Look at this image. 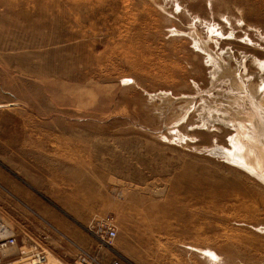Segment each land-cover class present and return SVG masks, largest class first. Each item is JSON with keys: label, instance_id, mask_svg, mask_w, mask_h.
Segmentation results:
<instances>
[{"label": "rangeland", "instance_id": "374dc122", "mask_svg": "<svg viewBox=\"0 0 264 264\" xmlns=\"http://www.w3.org/2000/svg\"><path fill=\"white\" fill-rule=\"evenodd\" d=\"M193 36L246 85L264 78V0H0V219L17 254L264 264L263 172L216 152L233 151V85Z\"/></svg>", "mask_w": 264, "mask_h": 264}, {"label": "bare ground", "instance_id": "6f19581e", "mask_svg": "<svg viewBox=\"0 0 264 264\" xmlns=\"http://www.w3.org/2000/svg\"><path fill=\"white\" fill-rule=\"evenodd\" d=\"M194 40L196 42V46L200 48L202 52L206 53V56L209 59L208 61L214 68L211 74H213V76L215 77L227 76L229 80H231V83L233 85V92L230 91L232 93L231 96L228 97L229 99H231V101L230 104L227 103L229 109L231 108L232 110L233 108L234 112L231 117V121L227 122L233 125L235 131V134L229 138V143L232 145L233 151H230L229 149L223 147V150L216 149V152L226 155V158L229 157L234 162H240V164L244 165L250 170H253V168H260L261 172H263V174H260V178L264 182V78L262 77L260 79L262 75L258 74V76L256 77V81L253 80L251 83H248V85H246L244 82L245 74L240 68V66L242 65L241 62L237 63L238 65L236 68L232 67L230 65V59L225 62L220 54H216V52L214 53L211 51L210 45L206 44L208 42L207 40V42H204L199 40L198 38L196 39L195 37ZM213 42L215 43V41ZM218 49H221V47H219ZM253 61L256 62V65H259L261 71L264 70V61L259 59L257 60L255 58L253 59ZM241 105L245 106L244 111L240 109ZM209 109L211 110V108ZM210 110L209 112L210 114H212L213 112L211 113ZM222 115L223 113L221 115L218 114L215 117L222 119ZM228 118L230 117L227 116L224 121H228ZM235 118H237L238 120H236ZM6 226L7 231L5 232H11L7 223ZM199 251L209 256L211 259L209 257L208 258L214 262L219 259V255L210 248H204Z\"/></svg>", "mask_w": 264, "mask_h": 264}, {"label": "built area", "instance_id": "2783aa9c", "mask_svg": "<svg viewBox=\"0 0 264 264\" xmlns=\"http://www.w3.org/2000/svg\"><path fill=\"white\" fill-rule=\"evenodd\" d=\"M10 228V227H9ZM93 232L100 239H113L116 231L108 219L95 222L92 226ZM11 232L6 233V222L0 219V264H52L47 250L38 245H30L27 252L17 254L15 248L18 246L17 236L10 228ZM81 263H85L84 255H79ZM110 264H122L118 258H114Z\"/></svg>", "mask_w": 264, "mask_h": 264}, {"label": "crops", "instance_id": "0c3cea01", "mask_svg": "<svg viewBox=\"0 0 264 264\" xmlns=\"http://www.w3.org/2000/svg\"><path fill=\"white\" fill-rule=\"evenodd\" d=\"M55 262H57V261H55Z\"/></svg>", "mask_w": 264, "mask_h": 264}]
</instances>
